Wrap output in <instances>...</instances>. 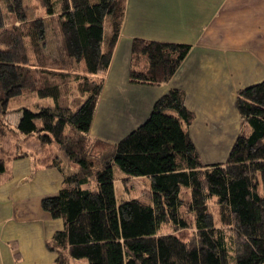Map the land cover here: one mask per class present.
I'll list each match as a JSON object with an SVG mask.
<instances>
[{"label":"trees","instance_id":"1","mask_svg":"<svg viewBox=\"0 0 264 264\" xmlns=\"http://www.w3.org/2000/svg\"><path fill=\"white\" fill-rule=\"evenodd\" d=\"M23 1L0 0V184L21 158L60 173L57 194L40 201L62 222L45 243L54 264H264V80L236 92L239 128L222 164L200 161L178 89L95 150L87 134L126 0H27L31 17ZM47 28L53 53L44 52ZM188 50L133 39L128 83L165 84ZM12 111L18 120L10 126L4 117ZM108 168L142 186L139 198L114 205L98 181Z\"/></svg>","mask_w":264,"mask_h":264},{"label":"crops","instance_id":"2","mask_svg":"<svg viewBox=\"0 0 264 264\" xmlns=\"http://www.w3.org/2000/svg\"><path fill=\"white\" fill-rule=\"evenodd\" d=\"M133 39L189 50L165 84L132 85L127 70ZM263 80L264 0H126L87 135L95 150L101 147L97 141L115 144L144 121L157 98L178 89L193 115L188 136L200 161L222 164L239 128L235 94ZM8 169L9 180L0 184V264H54L45 243L62 230V222L44 212L40 201L57 194L62 177L55 169L35 167L30 158L10 161ZM73 170L63 163L65 174ZM124 180L114 168L98 179L114 205L122 197L114 200L112 192L118 193L117 184L123 192L129 185Z\"/></svg>","mask_w":264,"mask_h":264},{"label":"rangeland","instance_id":"3","mask_svg":"<svg viewBox=\"0 0 264 264\" xmlns=\"http://www.w3.org/2000/svg\"><path fill=\"white\" fill-rule=\"evenodd\" d=\"M23 4L26 6L27 8V12H28V16L31 17L30 15V1H27V0H24L23 1ZM47 27V26H46ZM45 42H46V47H45V53H53L54 52V47H53V43H52V39H51V35L49 33V29L47 28L46 30V38H45ZM14 104L10 103L8 105V108L9 109H12L14 108ZM5 120L12 124L13 121L14 123L17 122L18 120V114L14 111H12L11 113L7 114L5 116ZM117 189L120 191L122 189L121 187V184H117L116 185ZM142 188V186H140L139 184L136 185V184H133V183H130L127 188L123 191V192H119L115 194V192L113 193L112 192V197L113 199H118L120 196L122 198H119V199H122L123 201L125 200H128V199H135V198H139L140 196V189ZM176 236L181 239L182 241H185L187 240L188 236H189V232L188 231H181L179 233H176Z\"/></svg>","mask_w":264,"mask_h":264}]
</instances>
